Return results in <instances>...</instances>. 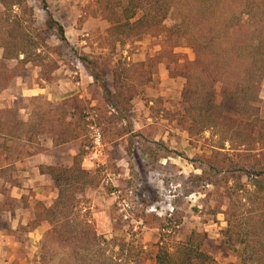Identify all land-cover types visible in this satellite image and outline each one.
I'll return each mask as SVG.
<instances>
[{"label": "trees", "instance_id": "1", "mask_svg": "<svg viewBox=\"0 0 264 264\" xmlns=\"http://www.w3.org/2000/svg\"><path fill=\"white\" fill-rule=\"evenodd\" d=\"M41 1L47 20L37 27L34 8L23 0H0L4 90L27 66L38 68L39 78L50 82L62 64L61 47L49 40L68 46L65 31L47 12L46 0ZM84 14L108 24L100 46L106 52L80 61L94 83L103 86L100 61L115 57L107 70L113 92L104 89L102 95L120 118H127L132 101L151 86L160 65L169 78L184 81L180 102L166 119L201 151L193 159L182 156L200 171L187 195L201 189L206 198L214 193L225 199L223 247L236 264H264V0H90ZM146 37L158 39L159 51L145 62L116 56L118 45H134ZM178 49H188L193 60L176 53ZM31 102L27 121L0 116V211L12 207L16 164L46 151L40 137L50 136L54 147L83 137L84 150L88 128L97 129L101 121L97 107L88 108L77 97L58 104L41 98ZM39 172L52 179L58 195L50 206L36 203L26 227L30 232L42 223L50 227L39 243L36 264H215L207 251L208 234L182 236L178 212L164 219L142 216L144 226L159 231L154 244L144 245L139 232L133 233L135 227L115 214L117 232L124 224L129 227L125 236L99 235L89 204L79 197L97 185V175L82 168L81 151L71 167L40 166Z\"/></svg>", "mask_w": 264, "mask_h": 264}, {"label": "rangeland", "instance_id": "2", "mask_svg": "<svg viewBox=\"0 0 264 264\" xmlns=\"http://www.w3.org/2000/svg\"><path fill=\"white\" fill-rule=\"evenodd\" d=\"M23 1L26 5L34 8L36 26H43L47 20V13L42 10V1ZM46 2L47 12L64 28L68 41V46H64L59 44L55 38L49 40L51 46L61 47L63 54L62 64L52 74L50 82L42 81L39 78L40 70L38 68L27 66L5 90L0 85V116L3 119L5 117L27 121L28 114L34 105L31 102L34 99L32 98L33 94H36L38 89L43 92V95H38V97L51 104H58L62 97L77 93L73 97L79 98L88 108H92V103L95 105L98 101L101 107L105 106L102 92L104 89L109 92L112 90V76L111 73L107 72L113 66L111 56L109 58L103 57L100 61L102 69L99 77L104 80L103 86L100 83L99 85L94 83L90 71L80 61V57H87L91 61L93 60V56L99 54V48L101 44H104L102 37L108 28L107 22L85 16L84 8L90 4V0H46ZM158 42V39L146 37L141 42L130 45L126 49L123 59L126 62H140L145 58L151 57L159 50L157 46ZM176 52L187 56L189 60H193V55L188 49H179ZM14 65L15 63L9 64L10 67ZM181 87L182 82L180 81H164L160 75L157 76L151 86L150 94H144V96L137 98L138 102H136V99V101L134 100L135 109L139 105L145 106L144 110L147 111L148 118L143 116V114L134 113L130 121L131 124H134V122L140 124V121L144 122L146 119H150V117L153 118L152 123L154 120L165 118L166 114L173 112L174 108L179 104ZM161 92L164 93L163 97H159ZM59 93L61 94L58 95ZM85 93L87 96H85ZM50 94L53 96L49 99L48 96ZM54 95H56L57 100L53 99ZM82 95H84L83 98H80L79 96ZM260 97L264 102V80L261 86ZM150 100L153 102L152 104H149ZM105 112H108V109H105ZM262 115L264 117V110ZM158 128L157 126L144 127L147 136H152L154 134L153 131L157 133ZM171 131L174 133H170V137L178 141L181 147L174 150L166 147L164 144L155 145L148 147L146 153H149L152 158H154L153 156H171L174 162H178V165L177 163L170 162L167 167H163L156 158L151 161L144 160L141 164L142 167L140 166L137 172H130L126 175L122 171L118 172L112 166H107V170L117 176L119 175V183L115 188L107 187L101 184L102 180L99 178V186L102 187L100 188L101 195L95 198L96 200H93L94 197L89 198V200L87 199V203L92 207L94 205L92 202L97 201L98 205L95 204V210L104 211L107 208V210L114 211L117 216H122L116 205L115 198L111 196L114 190H120L124 195L128 196L131 204L128 212L129 219L125 220L122 216L121 222L125 223L127 221L130 225H133L137 229L133 233L139 232L141 239L144 232V225L141 221L142 216L155 215L164 219L178 212L183 216V232H207L209 237L207 251L215 259V264H236V259L231 252L223 247L220 237V230L226 227L224 216L221 212L225 211L227 201L221 198L219 194L214 193L206 198L201 189L198 193L187 195V192L194 188L195 182L193 179L200 175V171L193 170L192 166L182 156L184 155L186 158L193 159L197 154H201V151L190 147L184 132L180 130L175 132L173 129ZM88 132L90 133L88 135L87 146L82 153L84 156H90L94 152L93 136L95 134L101 135L99 128L94 130L88 128ZM135 136L140 137L141 132H136ZM50 140V136L41 138V142L47 146H49ZM67 148L63 147L61 150L59 149L60 151H53V159L56 165L68 167V164L72 161L68 157ZM127 148H129L127 151H130L131 154L134 152H145L139 145V141L137 144L134 143ZM178 158L179 160L177 161ZM135 163L134 160L132 162V159L127 161L128 166L129 164L133 166ZM18 170L22 171L21 165ZM22 174L18 173L16 177L20 180ZM212 190V188L208 189V191ZM48 192V196H51L53 193L52 189ZM22 198L20 204L15 206L13 214L9 216L8 213H4L3 220H0V233L4 236L5 232L6 235L12 237L14 242H23L25 245L30 239H28L27 233L21 229L22 219L15 226L12 220L18 217L17 212H15L17 209L26 208L25 206L28 207V202H34L31 199L34 198L33 190L26 192ZM49 201H52V198ZM9 218L11 219L10 227L4 223V220ZM128 230V225L124 224V227L116 235L123 237ZM0 240L4 241V238L0 237ZM0 248L2 247L0 246ZM26 253L27 262L24 264H35L38 250H32V245H29ZM14 262H11L10 256L1 250L0 264H14ZM16 264H18V261H16Z\"/></svg>", "mask_w": 264, "mask_h": 264}, {"label": "crops", "instance_id": "3", "mask_svg": "<svg viewBox=\"0 0 264 264\" xmlns=\"http://www.w3.org/2000/svg\"><path fill=\"white\" fill-rule=\"evenodd\" d=\"M129 46L130 45L121 48L118 45L117 51H116V56H118V57L122 56V58H123V55L126 53V49ZM99 50H100V52L98 55H100L101 52H106V51L101 50V48H99ZM105 57L109 58V55L105 56ZM146 59L147 58H145L144 60H142L140 62H145ZM111 60H112L111 61L112 64L114 65L115 57L114 58L111 57ZM140 62H132V63H140ZM159 75H160L161 79L164 81L169 80L171 82H173V81L182 82V87L180 89L182 92L184 81L182 79H171V78H169L168 72H167L164 65H160L158 67L157 74L155 75L153 82L155 81V78ZM153 82L151 83V86L153 85ZM151 86L145 90H142L140 92V94L135 99L137 100V98L144 96V94H150L149 92L151 90ZM31 92H36V91H31ZM107 92H108V94H111L113 92V90H110V92L109 91H107ZM181 92H180V98H181ZM86 93H85V96H87ZM60 94L61 93H59L58 95H60ZM76 94L62 97L60 99L61 100L60 102H62L63 100H66V99L73 98V96ZM38 95H43L42 90L38 89L37 93L33 94L32 98H39ZM52 96L53 95L50 94L48 96L49 99ZM83 96L84 95L79 96V97L83 98ZM163 96H164V93L161 92L159 97H163ZM102 98L105 101V106L101 107V105L99 104V101L97 102V104L94 105L92 103V105H91L92 108L97 107L96 112L98 113L99 119L101 120L99 122L100 124L98 127L100 132H101V135H100L101 136V148H99L97 150L94 149V152L91 153L90 156H84L82 154V168L86 171H89L92 174L97 175V185L93 188H89L84 193L80 194V196H79L81 199H84L86 201H88L89 198H91V197H94L93 200H96L95 198H97L98 196L101 195V192H100L101 189L100 188H102V187L99 186V182H100L99 178H101V180H102V173L105 169L107 170V166H112L113 168H116L118 170V172L122 171L126 175L127 173H130V172H132V173H134V171L137 172L140 169V166L144 160L151 161V160H154L156 158L158 160L159 164L163 167H167V165L170 162L177 163V165H178V162H174L171 156H167V157L153 156L154 158H152L149 153H146V151H148V147L155 146V145H163V144L166 147H169L170 149H174V150L181 147V145L179 144L178 141H176L174 138L170 137V133H174L171 131V129H173L175 132H178L180 129L177 127L175 122H171L170 120L166 119V116L163 119L161 118L160 120H154L153 123H152L153 118L150 117V119H146L144 122L140 121V124L136 123V122H134V124H131L130 121H131V118H132L134 113L135 114L136 113L143 114V116L147 117L148 114H147V111L144 110L145 109L144 105H139L135 109V105H134L135 99H134L132 101L131 112L127 115V118L124 119V118H120L118 115H116L115 112H113L111 107L108 105L106 99L103 97V95H102ZM53 99L57 100L56 95H54ZM138 101L139 100H137L136 102H138ZM152 103L153 102L150 100L149 104H152ZM105 109H108V112H105ZM170 113H172V112H170ZM19 120H21V119H19ZM152 126L159 127L158 128L159 130L157 133H155V131H153L154 134H152V136L151 135L147 136L146 130L144 129V127H152ZM138 131L141 132L140 137L135 136L136 132H138ZM180 131H182V130H180ZM184 134H186V133L184 132ZM42 137H44V136H42ZM42 137H40V141H41ZM186 137H187L188 143L190 145V141H189L187 134H186ZM138 141H139V145L141 146V148L145 150L144 153H135L134 152L131 154L130 151H127V149H129L127 147L133 145L134 143L137 144ZM83 144H84V140L82 137V139H80L78 141L71 142V143H68V144L63 145V146L54 147L52 139H51L49 142V146L44 145L42 143V146L46 149V151L44 153L35 155L33 157H30L28 159L20 161L16 164L15 170L11 174L12 178L18 182V185L11 188V191H10V197L13 200V204H12V207H9V209L4 210V211H0V213H1L0 220H3L2 217H3L4 213H8L9 216L11 214H13L15 206L16 205L18 206L20 204V202L23 199L22 197L25 195L26 192L33 190L34 198H31V199H33L34 202L35 201L36 202L35 203L33 202L34 204L31 202H28V207L25 206L26 208L17 209V211H15V212H17L18 217H17V219L12 220V223L15 226L22 219V223H21L22 228L21 229L27 233V237H28V239H30V241L27 244L24 245L23 242H21V243L20 242H14L12 240V237H9L8 235H6L5 232H4V236H2V233H0V237L4 238V241L0 240V246L2 247L0 249L2 251H4V253H6V255L10 256L11 262L15 261L14 264H16V261H18V264L19 263L24 264L25 262H27V253H26L27 247L29 245H32V250L37 251L40 241L42 240L44 235L47 233V231L50 229V227L47 223H42L37 229H35L34 231H31V232L26 229L29 222L34 219V207H35L36 203L40 202V203L45 204L46 206H50L54 202V200L57 198V195H58L57 190L54 188V183H53L52 179L47 175L40 174L39 167L40 166H59L58 164L56 165V163H54L53 151H56L59 149L61 150V148H63V147H68L67 148V151L69 153L68 157H70V160H72L68 164V167H71L73 165L74 158L80 153V151L83 153V149H82ZM190 147H192L193 149H196L191 145H190ZM67 151H66V153H67ZM129 159H132V162L134 160V162H136V163L133 166H131V164H129V166H128L127 161ZM178 160H179V158L177 159V161ZM20 165L22 166V171L18 170ZM63 167H66V166H63ZM192 168H193V170H195L193 166H192ZM18 173H20V174L23 173L20 180L16 177V174H18ZM118 181L114 183V188L119 183ZM101 184H102V181H101ZM51 189H52L53 193L51 196H48V193H49L48 191H51ZM51 198H52V201H49V199H51ZM1 202H2V197L0 196V203ZM92 203L94 205L92 207L90 206V208H91L90 212L92 214V220L95 224L97 233L99 235H103L105 237L112 238L114 235L117 234V231L115 230V219H113L115 212L112 210L111 211L107 210V208L104 211L103 210L97 211V210H95V208H96L95 204H97V201H93ZM9 216H6V217H9ZM107 221H109L108 224H107ZM4 223H6L8 227H10L11 219L10 218L5 219ZM111 225L113 226L112 228H111ZM10 229H12V228H10ZM223 229H221V230H223ZM143 230H144V232L142 234L141 242L144 245H150V244H154V243L158 242V240H159L158 229H156L155 227H152V226H144ZM202 232H205V231H202ZM191 233L192 232L189 233V232H183L182 231V236L187 235V234L189 235ZM3 246H4V248H3ZM1 250H0V252H1ZM37 256H38V254H37ZM36 260H37V257H36ZM145 264H155V262L151 261V260H147L145 262Z\"/></svg>", "mask_w": 264, "mask_h": 264}, {"label": "built area", "instance_id": "4", "mask_svg": "<svg viewBox=\"0 0 264 264\" xmlns=\"http://www.w3.org/2000/svg\"><path fill=\"white\" fill-rule=\"evenodd\" d=\"M92 130H94L95 128L92 127ZM93 141H94V148L97 150L99 148H101V136L98 134H95L93 136ZM119 180V175L117 176L116 174H114L113 172H110L108 170H104L102 173V184L104 186L107 187H113L114 188V183L117 182ZM111 196L115 198L116 200V205L121 213V215L123 216V218L125 220H128V212L130 210V200H128V196L124 195L123 192H121L120 190H114L111 193ZM134 231H137V229L135 228Z\"/></svg>", "mask_w": 264, "mask_h": 264}]
</instances>
